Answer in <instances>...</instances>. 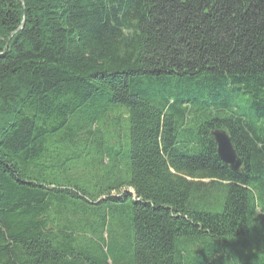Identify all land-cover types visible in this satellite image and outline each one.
<instances>
[{"label": "trees", "instance_id": "1", "mask_svg": "<svg viewBox=\"0 0 264 264\" xmlns=\"http://www.w3.org/2000/svg\"><path fill=\"white\" fill-rule=\"evenodd\" d=\"M118 106L130 176L110 171L96 197L56 181L77 146L52 138L92 143ZM217 128L242 174L218 155ZM225 189L222 211L199 210ZM72 198L130 208L129 260L95 255L53 212ZM99 216L88 227L103 235ZM222 247L264 264V0H0V264H217Z\"/></svg>", "mask_w": 264, "mask_h": 264}, {"label": "rangeland", "instance_id": "2", "mask_svg": "<svg viewBox=\"0 0 264 264\" xmlns=\"http://www.w3.org/2000/svg\"><path fill=\"white\" fill-rule=\"evenodd\" d=\"M108 115L99 120V134L92 143L90 141H81L80 137H73V132L69 129L60 132L52 138V146H77V149L72 152L74 159L65 171L59 174L56 181L71 186V189H84L90 193V196L96 197L99 191L106 189L110 185V171H117L121 168L123 177L130 176L131 134L129 111L125 106H118L112 115ZM103 156L107 159V164L105 165L102 164ZM51 176L53 175L51 174ZM223 196L221 205L214 206L211 205L214 192H209L207 199L203 201L199 210L222 211L226 199V189ZM101 199H105V197ZM72 200L74 204H68L67 206L57 204L53 212L64 215V221L65 217L76 221L75 225L71 226L76 237L87 238V241H85L87 246H92L91 243H94V247L92 246L90 250L95 255L100 254V249L95 245L101 244L106 246V250H110L112 259H114L113 255L122 253L129 260L133 253L131 241L129 239L120 240L119 237L126 235L128 237L131 236L132 239V214L130 208L127 205L107 200H104L101 205H96L97 202L92 201V204H88L84 199L72 198ZM105 211L107 214V225L105 233L102 235L100 230L94 231L91 227H88V219L99 221L96 224L98 226L101 220L99 215H102ZM183 248L188 251L189 256L195 254L192 245L186 244ZM252 250L255 251V248H252ZM204 255L209 257L210 251L207 249ZM258 260L259 262H264L262 253L259 254ZM217 264L238 263L231 257L228 248L222 247L221 253L218 254Z\"/></svg>", "mask_w": 264, "mask_h": 264}, {"label": "water", "instance_id": "3", "mask_svg": "<svg viewBox=\"0 0 264 264\" xmlns=\"http://www.w3.org/2000/svg\"><path fill=\"white\" fill-rule=\"evenodd\" d=\"M211 135L217 143L218 155L237 174L244 172L243 160L231 139L229 132L222 128L213 129Z\"/></svg>", "mask_w": 264, "mask_h": 264}]
</instances>
